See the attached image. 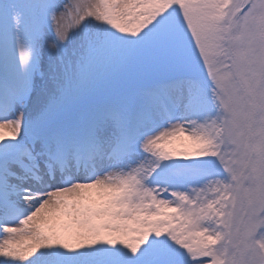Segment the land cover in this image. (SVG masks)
Returning <instances> with one entry per match:
<instances>
[{"label": "snow or ice", "instance_id": "6c2138e0", "mask_svg": "<svg viewBox=\"0 0 264 264\" xmlns=\"http://www.w3.org/2000/svg\"><path fill=\"white\" fill-rule=\"evenodd\" d=\"M0 264H264V0H0Z\"/></svg>", "mask_w": 264, "mask_h": 264}]
</instances>
